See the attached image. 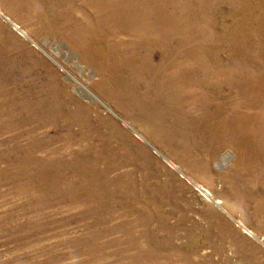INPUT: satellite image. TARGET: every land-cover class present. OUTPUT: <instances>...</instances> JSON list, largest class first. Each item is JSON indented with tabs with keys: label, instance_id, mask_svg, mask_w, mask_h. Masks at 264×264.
Masks as SVG:
<instances>
[{
	"label": "rangeland",
	"instance_id": "374dc122",
	"mask_svg": "<svg viewBox=\"0 0 264 264\" xmlns=\"http://www.w3.org/2000/svg\"><path fill=\"white\" fill-rule=\"evenodd\" d=\"M263 97L264 0H0V264H264Z\"/></svg>",
	"mask_w": 264,
	"mask_h": 264
},
{
	"label": "bare ground",
	"instance_id": "6f19581e",
	"mask_svg": "<svg viewBox=\"0 0 264 264\" xmlns=\"http://www.w3.org/2000/svg\"><path fill=\"white\" fill-rule=\"evenodd\" d=\"M143 9V8H142ZM110 11V10H109ZM160 12V10L158 11ZM120 13V12H119ZM121 14V13H120ZM129 14V13H128ZM141 14V13H140ZM164 14V13H163ZM132 16V15H131ZM130 16V17H131ZM136 17V16H135ZM134 17V18H135ZM125 18V17H124ZM129 18V17H128ZM133 18V19H134ZM117 19V18H116ZM115 19V20H116ZM122 19V18H121ZM136 19V18H135ZM125 20V19H124ZM126 21V20H125ZM128 21V20H127ZM161 29V28H160ZM177 39V38H176ZM172 40V39H171ZM250 40V38L248 39ZM173 41V40H172ZM169 42V41H168ZM184 43V42H183ZM187 44V43H186ZM171 45V44H170ZM173 45V44H172ZM173 47V46H172ZM126 49V48H125ZM172 49V48H171ZM88 50V49H87ZM185 50V49H184ZM128 51V50H127ZM172 51V50H171ZM189 51V50H188ZM124 53V52H123ZM174 53V52H173ZM176 53V52H175ZM189 54V53H188ZM183 56V55H182ZM187 57V56H186ZM190 57V56H189ZM193 57V56H192ZM188 58V57H187ZM195 58V57H194ZM199 59V58H198ZM187 60V59H186ZM196 60V59H195ZM169 61V60H168ZM173 61V60H172ZM181 61V60H180ZM177 62V61H176ZM189 62H190V59H189ZM192 62V61H191ZM165 63V62H164ZM194 63V62H193ZM169 64V62H168ZM183 64V63H182ZM204 64V63H203ZM152 65V64H151ZM190 65V64H189ZM187 65V66H189ZM205 65V64H204ZM150 66V65H149ZM181 66V65H180ZM202 66V65H201ZM200 66V67H201ZM206 66V65H205ZM152 67V66H151ZM160 67V66H159ZM162 67V66H161ZM164 67V66H163ZM193 67V66H192ZM191 67V68H192ZM207 67V66H206ZM147 68V67H146ZM154 68V67H153ZM181 68V67H180ZM199 68V67H197ZM162 69V68H161ZM193 69V68H192ZM121 70V69H120ZM158 70V69H157ZM183 70V69H182ZM194 70V69H193ZM200 70V69H199ZM202 70V69H201ZM180 69H177L176 66H170L167 71H163L162 73L159 72V75H156V80L158 84L160 83H163V82H167L165 83V85H168L171 90H172V97H178V98H181L185 93L187 94H191L196 87H200L201 89L203 87L206 86L207 82L208 81V75H204L202 77H199V78H194L193 75H189L186 79V75L183 73H180L179 72ZM186 71V70H185ZM188 71V70H187ZM204 72V70H203ZM156 73V72H155ZM200 73V72H199ZM190 74V73H189ZM149 75V74H147ZM255 76V75H254ZM152 77V76H151ZM231 77V76H230ZM149 78V77H148ZM258 78V77H257ZM154 79V78H153ZM249 79V78H247ZM253 79V78H252ZM251 80V79H250ZM154 81V80H153ZM154 81V82H155ZM249 81V80H248ZM259 81V80H258ZM147 82V81H145ZM263 82V81H262ZM152 83V82H151ZM150 83V85H151ZM157 84V85H158ZM164 84V83H163ZM209 84V83H208ZM161 85V84H160ZM155 86V85H154ZM167 86V87H168ZM156 87V86H155ZM160 88V87H159ZM263 88V87H262ZM158 89V88H157ZM162 89V88H161ZM170 90V91H171ZM251 90V89H250ZM254 90V89H253ZM159 91V90H158ZM169 91V90H168ZM263 92V91H262ZM163 93V92H162ZM250 93V92H249ZM253 93V91H252ZM131 94V93H130ZM210 94V93H208ZM259 94V93H258ZM156 95V94H155ZM205 95V93H204ZM162 96V95H161ZM201 96V95H200ZM195 97V96H194ZM253 97V96H252ZM135 98V96H134ZM204 98V97H203ZM262 98V97H261ZM264 98V97H263ZM131 99V98H130ZM194 99V98H193ZM165 100V99H164ZM186 100V99H185ZM261 100V99H260ZM163 101V100H162ZM188 102V101H187ZM186 102V103H187ZM258 102V101H257ZM260 102V101H259ZM184 103V102H183ZM194 103V102H193ZM253 103V102H252ZM212 104V103H210ZM230 104V103H229ZM257 104V103H256ZM260 105V104H259ZM180 106V105H179ZM190 106H192L190 104ZM205 107V106H204ZM233 107V106H232ZM253 107V106H252ZM258 107V106H257ZM201 108V107H200ZM260 108V107H259ZM215 109V108H214ZM245 109V108H244ZM201 110V109H200ZM261 110V108H260ZM178 111V110H177ZM180 111V110H179ZM184 111V110H183ZM196 111V110H195ZM235 111V110H234ZM254 111V110H252ZM263 111V110H262ZM206 112V111H205ZM208 112V111H207ZM226 111L224 109V107H219L217 109H215L214 111H212L210 114H207L206 116V120L207 122H210V126L213 127V126H216V125H222L223 128L226 129V131L228 130V128H230V126L232 127L233 131H235L237 133V137H238V134H242L241 133V128L243 127L242 125L244 124V121H242V116L241 114H230L228 119L226 117V120L225 121H221L222 117L220 116L221 114H224ZM246 112V111H245ZM251 113V112H250ZM198 114V113H197ZM188 115V114H187ZM190 115V113H189ZM228 115V114H227ZM262 115V114H261ZM195 116V115H194ZM250 117V116H249ZM248 118V117H247ZM245 119V118H244ZM258 120V119H257ZM247 121V119H246ZM252 122V121H251ZM253 123H256V122H253ZM252 125H250L251 127ZM262 126V125H261ZM210 130L212 128H209ZM246 133V132H245ZM243 137V136H242ZM240 138V137H239ZM251 142L252 139H247V140H244L243 143H247L249 146H251ZM252 147V146H251Z\"/></svg>",
	"mask_w": 264,
	"mask_h": 264
}]
</instances>
